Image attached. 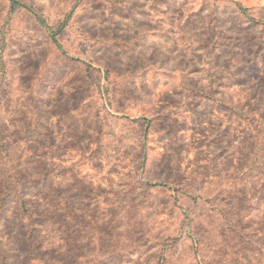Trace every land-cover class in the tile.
Instances as JSON below:
<instances>
[{"label":"rangeland","instance_id":"1","mask_svg":"<svg viewBox=\"0 0 264 264\" xmlns=\"http://www.w3.org/2000/svg\"><path fill=\"white\" fill-rule=\"evenodd\" d=\"M15 1L0 264H264V0Z\"/></svg>","mask_w":264,"mask_h":264},{"label":"trees","instance_id":"2","mask_svg":"<svg viewBox=\"0 0 264 264\" xmlns=\"http://www.w3.org/2000/svg\"><path fill=\"white\" fill-rule=\"evenodd\" d=\"M10 1L14 4V6H15V5H20V4H17V2H16L15 0H10ZM14 6H13V7H14ZM22 7H24V6H22ZM26 9H27V8H26ZM28 11L31 12V10H30L29 8H28ZM54 41H55V40H54ZM58 48L61 49L59 46H58Z\"/></svg>","mask_w":264,"mask_h":264}]
</instances>
